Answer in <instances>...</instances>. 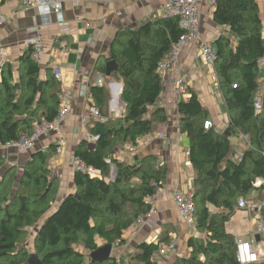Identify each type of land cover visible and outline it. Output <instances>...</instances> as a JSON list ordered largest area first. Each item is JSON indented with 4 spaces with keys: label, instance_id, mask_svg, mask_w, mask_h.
Instances as JSON below:
<instances>
[{
    "label": "trees",
    "instance_id": "16d2710c",
    "mask_svg": "<svg viewBox=\"0 0 264 264\" xmlns=\"http://www.w3.org/2000/svg\"><path fill=\"white\" fill-rule=\"evenodd\" d=\"M9 1L0 0V7ZM213 16L217 25L230 29L236 43L226 37L216 41L215 70L230 116L231 136L214 127L205 129L210 114L195 92L179 103V126L190 142V161L196 172L192 196L200 235L189 240L190 254L178 256L174 264H241L237 237L226 226L238 212L239 200L248 199L264 177V95L262 111L255 110L261 89L260 61L264 60L259 4L257 0H218ZM183 35L180 19L173 17H157L139 28L118 32L110 55L96 68L105 81L118 78L122 82L125 111L120 119L109 120L108 82L90 88V104L99 107L108 121L88 124L90 133L100 138L93 148L83 139L75 156L99 174L76 171V193L65 196L59 206L54 207L59 179L52 177L51 170L56 146L34 152L21 170L6 169L0 177V264H28L31 252L23 244L30 229L39 223L33 253L43 264H121L126 260L93 262L87 258L98 249V240L111 245L126 243V231L153 210L150 199L163 187L168 170L157 155L148 153L133 163L114 159L117 173L109 180L112 167L105 158L127 144H136L169 121L167 110L160 106L163 80L157 68ZM111 60L117 63L118 71L106 77ZM40 73L32 49L20 57L17 73L9 63L0 73V146L32 133L42 119L56 118L60 84L55 77L41 81ZM241 135L248 137L249 144L243 142L249 146L234 158L232 138ZM0 162H6L2 153ZM222 208L228 212H218ZM262 212L264 219V208ZM161 242L169 243V238L141 243L138 251L129 254L128 262L158 264L155 254ZM252 264H264V258Z\"/></svg>",
    "mask_w": 264,
    "mask_h": 264
},
{
    "label": "crops",
    "instance_id": "0c3cea01",
    "mask_svg": "<svg viewBox=\"0 0 264 264\" xmlns=\"http://www.w3.org/2000/svg\"><path fill=\"white\" fill-rule=\"evenodd\" d=\"M168 1L116 0L111 3H103L99 0H92L80 6L66 3L63 16L70 26L71 31L68 34L60 32L55 13L49 22H45L35 8L23 6L22 0H10L0 7V17L6 20L5 24L0 27V42L4 44L8 63L13 66L15 72H18L20 57L27 51L25 42L34 35L41 36L45 48V53L38 59L41 81L55 77V67L60 65L64 75V82L62 84L59 82L60 87L66 85L73 90V109L61 132L51 133L44 137L35 150L30 152L18 153L14 150L12 152L0 148V151H3L0 153L8 162L7 167H17L18 169L24 168L34 152L46 150L53 145L56 146V150L60 147L63 149L62 153L56 152L51 159L52 177L59 179L56 206H59L68 194L76 193L75 171L71 163L76 148L87 134H90L91 126L84 125L80 117L90 104V88L96 85L97 78L101 75L97 71V64L102 58L110 55L111 45L120 30L139 28L148 21L161 17ZM257 1L264 25V0ZM210 6L211 0H201L200 30L203 38L211 42L217 52L216 41L221 37L228 38L233 44L235 40L228 27L215 23L214 11ZM86 23H92L93 28H87ZM34 26L37 28L35 34L29 33L28 29ZM91 38H95L96 43H91ZM261 70L260 83L264 82V63L261 64ZM180 80H183L187 89V94L182 100H188L192 92H195L203 106L208 109L209 121L213 123V127L217 131L225 133L226 130H229L230 124V116L220 90L215 67L208 66L203 62L200 44L191 43L183 50L172 69L163 78L160 106L167 110L169 121L160 125L159 129L165 132V138L156 137L152 144L144 147L139 154V156L148 153L157 155L159 162L167 167V180L158 193L150 199L153 205L152 214L145 216L142 222L135 225L137 234L134 238L127 241L130 231H126L124 240L127 242L121 247V249L132 247L138 251L141 243H157L169 238L167 244H170L176 240L175 250H164L155 255L158 264H174L177 256H182L181 254L185 252H187L185 255H189L191 252L188 245L189 240L199 233L195 225L179 216L173 200V192L176 189L193 195L196 178V172L190 161V142L187 136L181 132L179 126L178 105L182 100L177 94V84ZM115 82L122 84L121 81L112 78L108 82L109 86L115 87ZM120 103V107L125 111L123 102ZM116 110L118 111L117 103L112 104L111 102V105L109 103L108 112L111 116L112 114L117 115L113 113ZM128 145L130 144L126 146ZM232 146L234 158H239L249 145L247 146L240 140V137H233ZM135 157L127 155L118 160L133 163L136 160ZM246 200L250 204L264 202V189L260 179L256 183V189ZM258 225L259 221L253 212L239 209L226 228L228 232L237 237V240L249 241L255 235L254 248L259 252L261 258H264V249L261 246L264 237L257 235ZM97 243L98 246H102L105 242L98 240Z\"/></svg>",
    "mask_w": 264,
    "mask_h": 264
},
{
    "label": "built area",
    "instance_id": "2783aa9c",
    "mask_svg": "<svg viewBox=\"0 0 264 264\" xmlns=\"http://www.w3.org/2000/svg\"><path fill=\"white\" fill-rule=\"evenodd\" d=\"M92 0H22V5L25 7H33L38 11V15L43 18L45 22H49L51 16L55 13L58 18V24L60 27V32L63 34L70 33V26L65 21L63 16V9L66 3H72L73 5L80 6L86 2H91ZM103 3H111L116 0H99ZM218 0H211V10H215ZM200 3L201 0H169L165 6V9L161 15L164 18H179L181 29L184 31L182 38L174 44L170 54L161 60L158 64L157 74L162 78H165L169 70L172 69L175 62L179 59L183 50L189 46L191 43L200 44V52L203 62L211 67H215L217 61V52L214 50L211 42L205 40L202 36L200 30ZM5 19L0 17V27L5 24ZM87 28H93L92 23H86ZM37 28L34 26L28 29L29 33L35 34ZM95 38H91V43H96ZM26 49L33 50V58L38 61L41 56L45 53V48L43 46V40L41 36L34 35L25 42ZM264 63V60L260 61V65ZM8 64L7 50L2 42H0V73L4 70ZM55 78L61 84L64 82V75L60 65L55 67L54 70ZM105 79L102 75H99L95 86H103ZM86 89V88H85ZM177 94L182 100L186 94V84L183 80H180L177 84ZM73 90L66 85L61 88L59 94V110L56 118L52 121L47 119H42V121L36 123L35 128L32 133L25 134L16 141L9 142L0 148L6 151H17L18 153H25L35 150L40 141L49 136L51 133H59L62 130L64 123L69 118L73 109ZM255 110L257 113L262 111V104L259 99L255 100ZM117 111V110H116ZM81 122L84 125H88L90 122H97L105 124L108 118L102 115L101 109L95 105L88 104L86 109L81 114ZM213 128V123L208 121L205 123V129ZM158 137L160 139L165 138V132L158 129L155 133L145 136L137 141L134 145L125 146L123 149L115 152L114 155H109L105 158L106 163H108L112 168L114 159H119L124 156H139L144 147L152 144L153 140ZM99 135L87 134L86 141L88 144H94L99 140ZM240 140L246 141L249 144L248 137L246 135H241ZM63 149L57 148V153H62ZM72 168L74 171L81 173H87L91 176H97L98 171L86 164L84 160L79 157L74 156L72 160ZM112 178V180H114ZM261 186L264 189V177L260 179ZM173 200L177 209L179 216L185 221L195 225V214H196V202L193 196L183 190L176 189L173 192ZM239 209L249 210L255 214L259 221L258 225V236L264 237V219H263V208L264 202L262 204H250L246 199L242 198L238 203ZM219 212L227 213L228 211L224 208L220 209ZM152 211L145 215L150 216ZM143 216L138 222H142ZM135 225L129 228L131 235L134 237L137 233L135 231ZM256 242L255 235L249 241L237 240V259L241 264H252L257 263L261 256L258 251L254 248ZM160 250L158 252H163L164 250H175L177 247L176 240H173L170 244L161 242ZM157 252V253H158ZM156 255V254H155Z\"/></svg>",
    "mask_w": 264,
    "mask_h": 264
},
{
    "label": "rangeland",
    "instance_id": "374dc122",
    "mask_svg": "<svg viewBox=\"0 0 264 264\" xmlns=\"http://www.w3.org/2000/svg\"><path fill=\"white\" fill-rule=\"evenodd\" d=\"M118 81H120L118 78H116ZM122 83V82H121ZM113 84V83H112ZM264 84V82H261V86ZM115 87L113 86V85H110L109 86V83H108V90H109V94H110V98H112L110 101H109V103H110V105H111V102H112V104L113 103H117V109H118V111H114L113 113H115V114H117V115H115L114 116V114H112V116H111V114H109V112L107 111V116H108V118H110L109 120H112V119H120V117H122V115H123V113H124V110H123V108L122 107H120L121 106V101H120V98H121V93H122V90H123V87H121L122 86V84L120 85V83H118V82H115ZM109 87H110V89H109ZM263 90H264V87H262L261 89H260V91H259V102H261L262 101V95H264V93H263ZM112 95V96H111ZM120 96V97H119ZM108 105L109 104H107V110H109V107H108ZM0 152H3L2 150L0 151ZM12 152H13V150H12ZM16 152V151H15ZM7 153V152H6ZM8 166V162L6 161V162H0V177H2L3 175H4V173H5V171H6V169L8 168L7 167ZM21 170V169H20ZM114 172H115V174H116V168H112V170H111V176H110V179L109 180H112V178H114ZM20 173V172H19ZM54 207H56V203L54 204ZM219 212V211H218ZM40 224V223H39ZM39 224L37 225V226H35L34 228H32V229H30V231H29V234H28V236H27V240H26V242L23 244V246H25L26 245V248L31 252V254H33V251H34V243H35V236H36V232H37V230H38V226H39ZM200 234L198 233V235L197 236H199ZM132 238H134L132 235H131V233H129V238L127 239V241L128 240H130V239H132ZM126 241V242H127ZM107 245H109V244H107V243H105V244H103L102 246H98V249H100V248H103V247H105V246H107ZM261 246L263 247V249H264V240H263V242H262V244H261ZM121 245H119V243L117 242V243H115L114 245H113V250H112V252H111V258H116L117 260H125L124 262H121V264H130L129 262H130V253H135L136 252V250L135 249H133L132 247H129V248H123V249H121ZM81 251H83V252H85V253H87L85 250H84V248H83V246H79L78 247ZM97 249V250H98ZM93 253V252H92ZM91 253V254H92ZM185 253H187V252H185ZM185 253H182L181 255L182 256H185ZM87 254H89V253H87ZM91 254H89V256H90V258H87V259H92L91 258ZM180 256V255H179ZM178 257V256H177ZM177 257H176V259H177ZM157 260V259H156ZM129 261V262H128Z\"/></svg>",
    "mask_w": 264,
    "mask_h": 264
},
{
    "label": "water",
    "instance_id": "95a60500",
    "mask_svg": "<svg viewBox=\"0 0 264 264\" xmlns=\"http://www.w3.org/2000/svg\"><path fill=\"white\" fill-rule=\"evenodd\" d=\"M117 71H118L117 63L114 60L109 61L107 63L106 76L111 77V75ZM39 86L40 87L42 86L41 81L39 82ZM225 134L229 137L231 136V133L229 130H226ZM94 146H95L94 144L89 145L90 148H93ZM135 159L138 160L139 156H136ZM112 250H113V245L109 244L103 248H100L94 251L91 254V258L93 262H106L111 259ZM28 264H43V262L40 260L37 254L33 253V254H30L29 256Z\"/></svg>",
    "mask_w": 264,
    "mask_h": 264
}]
</instances>
